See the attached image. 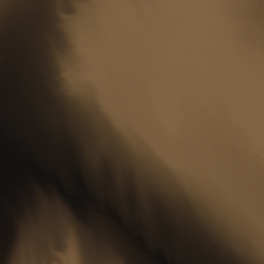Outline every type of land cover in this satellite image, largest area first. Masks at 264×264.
Wrapping results in <instances>:
<instances>
[{
    "label": "clouds",
    "instance_id": "1",
    "mask_svg": "<svg viewBox=\"0 0 264 264\" xmlns=\"http://www.w3.org/2000/svg\"><path fill=\"white\" fill-rule=\"evenodd\" d=\"M0 264H264V0H0Z\"/></svg>",
    "mask_w": 264,
    "mask_h": 264
},
{
    "label": "water",
    "instance_id": "2",
    "mask_svg": "<svg viewBox=\"0 0 264 264\" xmlns=\"http://www.w3.org/2000/svg\"><path fill=\"white\" fill-rule=\"evenodd\" d=\"M77 203L83 210H85V211L90 210V205H89L87 193L84 192L83 190H81V192L78 194Z\"/></svg>",
    "mask_w": 264,
    "mask_h": 264
}]
</instances>
